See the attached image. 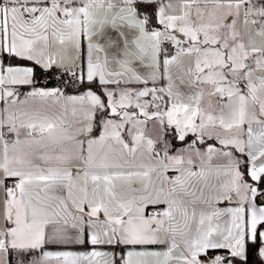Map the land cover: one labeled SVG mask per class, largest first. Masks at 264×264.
I'll list each match as a JSON object with an SVG mask.
<instances>
[{
  "label": "snow or ice",
  "instance_id": "snow-or-ice-1",
  "mask_svg": "<svg viewBox=\"0 0 264 264\" xmlns=\"http://www.w3.org/2000/svg\"><path fill=\"white\" fill-rule=\"evenodd\" d=\"M0 264H264V0H0Z\"/></svg>",
  "mask_w": 264,
  "mask_h": 264
}]
</instances>
